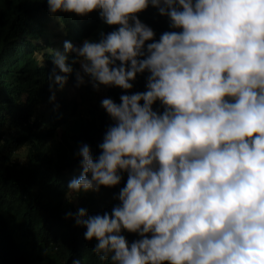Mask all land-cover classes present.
Returning a JSON list of instances; mask_svg holds the SVG:
<instances>
[{"label": "clouds", "instance_id": "1", "mask_svg": "<svg viewBox=\"0 0 264 264\" xmlns=\"http://www.w3.org/2000/svg\"><path fill=\"white\" fill-rule=\"evenodd\" d=\"M149 7L167 21L158 39L137 15ZM47 11L115 26L65 40L48 72L49 102L70 76L123 90L99 100L110 123L95 156L78 144L67 184L98 193L127 176L110 213L65 215L100 261L264 264V0H47ZM143 73L144 91L130 92Z\"/></svg>", "mask_w": 264, "mask_h": 264}, {"label": "trees", "instance_id": "2", "mask_svg": "<svg viewBox=\"0 0 264 264\" xmlns=\"http://www.w3.org/2000/svg\"><path fill=\"white\" fill-rule=\"evenodd\" d=\"M137 15L157 39L169 30L166 18L152 7ZM57 16H49L47 0H0V264H71L73 258L81 264H110L100 261L92 251L96 241H86L85 229L65 215L79 207L89 215L110 213L118 203L113 194L126 183V174L120 185L101 186L98 193L66 192L80 173L78 144L88 143L95 156L110 123L99 100L110 97L118 103L123 90L102 86L105 94L94 100L92 88L85 85L89 105L80 111L79 104L58 91L49 102L48 72L51 50L63 46L53 42L52 23L64 27L63 42L74 46L115 26L104 25L96 12ZM146 75L138 74L129 91H144ZM73 83L70 76L67 84ZM41 107L46 114H39ZM22 151L24 159L16 160ZM122 234L129 242L138 239L135 233Z\"/></svg>", "mask_w": 264, "mask_h": 264}, {"label": "rangeland", "instance_id": "3", "mask_svg": "<svg viewBox=\"0 0 264 264\" xmlns=\"http://www.w3.org/2000/svg\"><path fill=\"white\" fill-rule=\"evenodd\" d=\"M52 32L56 34V36L53 38V42L56 44L63 43V34H64V27L59 26L56 22L51 24ZM60 48L59 45L55 47V49ZM85 85H82L79 88L74 87L73 84H66L63 90L58 91L59 96L67 99V100H74L77 104H79L78 110L83 111L85 108L89 105L87 103L88 99L85 97L87 96V93L85 92L84 87ZM105 94V91L103 90V87L101 86V91L96 92L93 91L94 100H97L96 98H100ZM101 95V96H100ZM85 98V99H84ZM45 107H41L39 109V114L45 113ZM46 114V113H45ZM25 156V152L22 151L20 154L15 155V159L17 160H23Z\"/></svg>", "mask_w": 264, "mask_h": 264}]
</instances>
